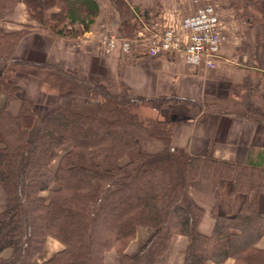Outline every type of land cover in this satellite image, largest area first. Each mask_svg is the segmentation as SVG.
Returning <instances> with one entry per match:
<instances>
[{
    "label": "trees",
    "instance_id": "16d2710c",
    "mask_svg": "<svg viewBox=\"0 0 264 264\" xmlns=\"http://www.w3.org/2000/svg\"><path fill=\"white\" fill-rule=\"evenodd\" d=\"M119 16L118 32L133 38L140 29L141 9L132 0H109ZM262 0H230L250 23L264 22ZM23 3L31 20L53 35L77 38L89 31L100 13L98 0H0V20ZM56 8L49 18L47 11ZM147 13L146 11L144 12ZM34 26L5 31L0 27V186L6 207L0 211V264H37L48 237L63 248L41 264H107L105 254L116 249L119 264H155L170 248L172 237L182 234L189 244L183 264H264V168L204 155H188L171 145L173 123L147 111L178 97L144 98L127 90L114 94L100 83L76 72L44 63L46 91L87 90L97 104L82 108L55 106L37 122L33 102L20 98L15 66L28 61L15 50ZM21 99L19 113L8 102ZM188 103L195 101L185 100ZM249 111L257 112L249 96ZM160 139L166 148L142 152L138 140ZM64 152L56 169L52 162ZM232 181V193L245 194L238 212L214 213L211 234L197 226L203 208L188 194L194 181L214 188ZM153 232L133 254L126 251L137 227ZM10 250L9 255L5 251Z\"/></svg>",
    "mask_w": 264,
    "mask_h": 264
},
{
    "label": "crops",
    "instance_id": "0c3cea01",
    "mask_svg": "<svg viewBox=\"0 0 264 264\" xmlns=\"http://www.w3.org/2000/svg\"><path fill=\"white\" fill-rule=\"evenodd\" d=\"M208 1L217 3L226 35L214 67L189 65L182 52L177 51L150 57L142 54L140 43H135L129 53H123L120 48L106 52L99 41L100 32L106 27L118 30L119 26V16L109 0H98L100 13L96 22L77 38L53 35L31 20L25 4H17L5 20H0V27L12 31L27 23L34 26L15 50L18 58L28 61L15 66V83L19 87V97L33 102L37 114L30 134L35 135L39 121L55 106L82 108L97 104L87 90L46 91L42 85L45 68L40 65L52 63L76 72L83 79L96 81L114 94L127 90L135 97H178L180 100H171L158 109H147L157 118L173 123L172 146L188 155L208 154L264 168V22L245 20L231 6L230 0H198V3L132 0L142 11L140 21L148 37L161 35L166 28L178 27L185 15ZM261 2L264 6V0ZM55 10L47 11V18ZM0 62L2 71L6 63ZM247 96L257 112L247 108L244 102ZM5 104L6 96L0 94V107ZM8 109L19 113L21 99L9 101ZM66 146L69 148L71 144ZM138 148L142 152L159 153L166 148V143L156 138L140 139ZM188 194L203 208L197 229L207 235L214 228V213L233 215L246 198L245 194L232 193L229 179H223L216 188L206 181H194L188 187ZM258 205L264 208L262 195ZM152 232L150 227H137L135 238L126 248L127 253L136 252ZM48 244L56 252L63 248L58 240L48 237L43 251ZM188 244L187 236L175 234L170 248L155 264H183ZM258 246L264 248V236ZM114 252V249L107 252V264H119ZM36 257L38 264L45 259H38V254ZM204 264L217 263L208 260ZM228 264H233V260Z\"/></svg>",
    "mask_w": 264,
    "mask_h": 264
},
{
    "label": "built area",
    "instance_id": "2783aa9c",
    "mask_svg": "<svg viewBox=\"0 0 264 264\" xmlns=\"http://www.w3.org/2000/svg\"><path fill=\"white\" fill-rule=\"evenodd\" d=\"M178 1L198 3V0ZM139 22L143 29H139L133 38L121 36L116 29L104 28L99 35L103 49L110 53L120 48L123 53H129L135 43H140L142 54L150 57L177 51L182 52L189 65L214 67L226 40L224 22L214 1L199 5L193 13L183 17L178 27L166 28L161 35L148 37L143 21Z\"/></svg>",
    "mask_w": 264,
    "mask_h": 264
},
{
    "label": "rangeland",
    "instance_id": "374dc122",
    "mask_svg": "<svg viewBox=\"0 0 264 264\" xmlns=\"http://www.w3.org/2000/svg\"><path fill=\"white\" fill-rule=\"evenodd\" d=\"M217 7H218V5H217ZM0 65H1V62H0ZM148 111V110H147ZM149 112V111H148ZM31 133V132H30ZM33 133V132H32ZM33 136V134H30V137H32ZM65 147H67V146H65ZM65 147H63L60 151H59V155L56 157V159L52 162V168L53 169H56L57 168V166H58V163H59V160H60V158H61V156H62V154L64 153V152H66L68 149H70V147L69 148H65ZM4 201H5V203H4ZM6 207V198H5V193H4V191H3V189H2V187L0 186V211L1 210H3L4 208ZM51 246V245H50ZM115 251H116V249H114ZM110 251V250H109ZM55 252H56V250L55 249H50L49 248V244L47 245V250L46 251H42L41 253H39L38 254V259H43V258H45L43 261H41L40 262V264L42 263V262H44L45 260H48L49 258H51L54 254H55ZM108 252V251H107ZM107 252H106V254H107ZM9 253H10V250H6L5 251V255H9ZM106 254H105V257H106ZM114 255L115 256H117L118 257V254H117V251H116V253L114 252ZM119 258V257H118ZM37 257L34 259V261H35V263L37 262ZM38 264V263H37Z\"/></svg>",
    "mask_w": 264,
    "mask_h": 264
}]
</instances>
